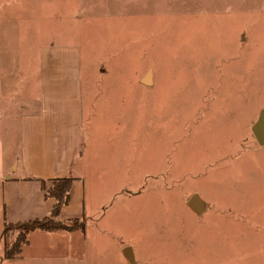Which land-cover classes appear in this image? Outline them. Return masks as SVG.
Returning <instances> with one entry per match:
<instances>
[{
	"label": "rangeland",
	"instance_id": "obj_1",
	"mask_svg": "<svg viewBox=\"0 0 264 264\" xmlns=\"http://www.w3.org/2000/svg\"><path fill=\"white\" fill-rule=\"evenodd\" d=\"M50 46L79 51L84 217L2 264H264V0H0L8 112Z\"/></svg>",
	"mask_w": 264,
	"mask_h": 264
},
{
	"label": "crops",
	"instance_id": "obj_2",
	"mask_svg": "<svg viewBox=\"0 0 264 264\" xmlns=\"http://www.w3.org/2000/svg\"><path fill=\"white\" fill-rule=\"evenodd\" d=\"M38 54L37 109L8 112L12 111L13 90L9 77L0 74V264L7 262L2 260L3 248L1 251L4 224L40 220L51 213L55 200L45 196L44 188L51 187L53 179L72 175L84 140L86 116L77 47H42ZM84 210L85 185L75 179L70 203L62 207L56 219L83 218ZM41 238L60 240L35 233L30 248ZM54 246L48 243V247ZM25 253L20 258H25Z\"/></svg>",
	"mask_w": 264,
	"mask_h": 264
},
{
	"label": "trees",
	"instance_id": "obj_3",
	"mask_svg": "<svg viewBox=\"0 0 264 264\" xmlns=\"http://www.w3.org/2000/svg\"><path fill=\"white\" fill-rule=\"evenodd\" d=\"M75 178L68 176L65 178H56L52 180V185L48 189H45V196L55 200L54 207L51 213L42 218L41 220H31L27 222H18L14 224L5 223L3 235L8 231L18 228L22 232L18 235L15 241L11 244L3 238V254L6 260H14L22 252V249L28 244L29 235L35 230L40 231H53L55 229L65 228L67 222H74L78 219H71L62 221V225H55L52 219H56L62 209L70 203V188Z\"/></svg>",
	"mask_w": 264,
	"mask_h": 264
},
{
	"label": "bare ground",
	"instance_id": "obj_4",
	"mask_svg": "<svg viewBox=\"0 0 264 264\" xmlns=\"http://www.w3.org/2000/svg\"><path fill=\"white\" fill-rule=\"evenodd\" d=\"M194 202L197 204V201L196 200H194Z\"/></svg>",
	"mask_w": 264,
	"mask_h": 264
}]
</instances>
